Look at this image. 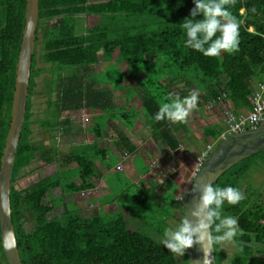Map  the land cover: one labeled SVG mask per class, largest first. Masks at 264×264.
Returning a JSON list of instances; mask_svg holds the SVG:
<instances>
[{
	"label": "trees",
	"instance_id": "obj_1",
	"mask_svg": "<svg viewBox=\"0 0 264 264\" xmlns=\"http://www.w3.org/2000/svg\"><path fill=\"white\" fill-rule=\"evenodd\" d=\"M192 7V0H38L27 104L10 177L11 220L22 264H188L187 249L183 256H177L159 243L164 229L171 226L168 220L176 225L182 219L184 201L173 194L176 181L147 182L143 177L138 182L133 198L144 205L146 218L125 213L131 209L118 201L126 198L124 192L118 198L104 199L106 203H118L114 212L84 217L76 201L69 206L66 201L60 214H48L62 201L61 197H53L54 188H59L60 195L89 190L98 176L94 160H100L106 168L110 159L116 158L106 153L113 151L101 143L104 130L113 127L103 130L99 123L88 126L91 117L84 122V132H92V143H74L70 149L57 145L54 137L63 132L66 138L72 111L84 110L93 117L113 112V120H125L122 124L130 125L126 115L133 108L129 100L137 93L134 84L142 96L137 111L151 137L175 150L180 138L173 132V123L153 119L159 106L173 96L166 88L168 84H181L182 93L188 94L191 89L198 95L202 93L205 102L221 101L234 113L240 108L251 109L250 92L264 80V0H229L226 7L239 22L238 50L222 51L217 57L184 47L179 23ZM24 13L25 0H0V157L10 120ZM78 15L94 18L83 32L77 30ZM38 61L48 67H37ZM106 63H124L125 70H103ZM102 70L103 81L99 75ZM42 72L49 74L42 84L48 116L37 122L50 140L47 144L31 136V98ZM122 75L124 79L120 80ZM123 82L131 94L122 90L126 102L117 115L112 102ZM221 131L216 125L204 127L203 146H214ZM114 138L115 150L125 149L132 154L133 144L126 135L117 131ZM263 162L264 151L258 152L233 165L213 184L236 187L245 197L236 205L223 206L224 215L238 218L243 235L236 238L241 246H233L231 255L219 244L214 245L215 264H264V192L262 188L255 191L240 185L245 173L252 166L254 170L261 167ZM48 164L55 166L52 173L25 187L16 185L18 178ZM134 219L139 229L129 227ZM28 223L31 226L26 228ZM147 230L154 238L145 233ZM212 235H216L214 226ZM0 264H7L1 243Z\"/></svg>",
	"mask_w": 264,
	"mask_h": 264
},
{
	"label": "clouds",
	"instance_id": "obj_2",
	"mask_svg": "<svg viewBox=\"0 0 264 264\" xmlns=\"http://www.w3.org/2000/svg\"><path fill=\"white\" fill-rule=\"evenodd\" d=\"M192 3L194 7L189 10V15L179 23L185 36L184 47L209 57H217L222 51H237L239 22L226 7L229 0H192ZM198 99L195 90L184 97L170 95L168 102L159 106L153 119L157 122H184L197 108ZM187 182L193 184L191 179ZM199 192L198 202L190 212L192 219L184 216L175 226L166 227L159 243L177 256H183L186 249L198 244L203 253L202 264H209L213 245L223 246L227 242L234 247L241 246L236 238L243 235V229L236 216L223 214V206L236 205L245 197L238 188L230 185L214 187L207 183L200 186ZM213 226L216 235H212ZM14 243L13 234L7 232L5 247L14 246Z\"/></svg>",
	"mask_w": 264,
	"mask_h": 264
},
{
	"label": "water",
	"instance_id": "obj_3",
	"mask_svg": "<svg viewBox=\"0 0 264 264\" xmlns=\"http://www.w3.org/2000/svg\"><path fill=\"white\" fill-rule=\"evenodd\" d=\"M38 19V0H25L24 25L15 62V77L10 108V120L0 157V243L7 264H22L9 202L10 177L16 147L20 138L28 97V85ZM264 151V124L231 133L220 139L197 168L184 200L183 215L192 219L190 212L198 202L199 188L214 184L229 168L258 152ZM7 232L13 234L14 246L5 247ZM203 253L198 244L187 249L188 264H202ZM209 264H215V250Z\"/></svg>",
	"mask_w": 264,
	"mask_h": 264
},
{
	"label": "rangeland",
	"instance_id": "obj_4",
	"mask_svg": "<svg viewBox=\"0 0 264 264\" xmlns=\"http://www.w3.org/2000/svg\"><path fill=\"white\" fill-rule=\"evenodd\" d=\"M97 1H101V0H97ZM93 21H94V18L88 19V18H85L84 15H78L77 16V24H76L78 32H83L84 26L86 27L87 23H90ZM36 50L39 51L38 46H37ZM37 67L47 68L48 66H47V64H44V63L38 61ZM115 69H119V70L124 71L125 70V64L120 63V64L116 65V64H112V63H106L105 65H103V70L110 71V70H115ZM103 70L101 71V74L99 73L100 79L102 81H103V76H102ZM125 73H126V71H125ZM48 76H49L48 73L42 72L40 74V76L36 78V82L38 85L35 87V93L32 95V98H31V101H32V108H31L32 119L34 120V123L32 124L33 133L31 136H32L33 140L41 139L45 144L49 143L48 141H50V140L48 139L47 134L43 131V128L39 127V123L37 121L48 116L47 112H44V110L46 108V96L42 92V91H44L42 84L44 83L45 78ZM123 79H124V76L122 75L120 80H123ZM125 82H126V80H125ZM125 82L122 83V86L124 85ZM104 84H106V83H104ZM179 87H182V85L171 83L167 88L170 89L172 91V94L175 96L179 95L181 97H184L190 93L189 92L188 94H186V93H182L180 91L177 92V89ZM123 88L127 91V93L131 94L130 88L128 86L123 87ZM158 90H160V89H158ZM191 91H193V89H191ZM136 92H137L135 94L136 96H138V92H139V94L141 93L140 90H136ZM116 104H120L119 99L116 100ZM138 111H136L134 108H131L129 110V113L126 115V118H127L126 122L130 123L131 127H134L135 125H137L139 123L140 119H142V117H143L141 112H138ZM112 113L113 112H111L110 114H112ZM114 113H116L117 115H120L121 114V108L117 106L115 108ZM91 116H92V114H91ZM89 117H90L89 113L88 112L86 113V111H84V110L72 111L70 116H69L70 124L67 125L68 128L70 127V130H69L68 134L66 135V141H64V139H63V132L57 133L56 137H55L57 145H63L65 147H67L68 149H70L71 148L70 146L73 147L74 143H76L78 145L80 143L89 142L91 137H92L91 136L92 132L91 131L89 132V130H88L89 133L84 132L86 130V128L84 127L85 126L84 121ZM94 119H95V123H99L101 128H103V130H104V127H108L106 124V120L111 121L112 116H109L108 114L102 113L99 116H95ZM189 119L190 118H187V120H189ZM122 121H125V120H122ZM177 123H179V122H175V124H177ZM87 125L92 126L93 125L92 121H89V123H87ZM142 128H144V130H145L144 126ZM186 128L188 130H185V127H183V126H182L183 130L180 128L178 129V130H182V131H179V134L177 132L179 137H181L183 135L182 132H184V131L186 133L190 132V134H192L194 136L193 132L196 133V129L194 128L193 123L192 122H190L189 124L187 123ZM138 132H139V134H141V132L139 130H138ZM130 133H131L132 137H134V135H137V130L134 129V131H131ZM142 134H144V136L147 135L146 131H144V133L142 132ZM200 142H202V139H199V140H197V142H195V144H194L196 146L195 149H197V147L201 144ZM121 148H123V147H121ZM112 151L114 154H116L117 152H119L121 154L120 157L123 158V163H122L123 167H126L129 169V168H131V166L133 164V169L134 170L139 169L140 172H145L146 170H149V168H150V166L148 165L149 162L146 161L140 155L134 156L135 157V162H134L133 161L134 157L131 158V156L128 154V152H126L125 149H121L120 151L113 149ZM91 157L93 160L95 159L93 156H91ZM198 157H200V156H198ZM198 157L196 158L195 165L192 168V173H189V175H188L189 179H192V177L194 176L193 172L195 171L197 161H198ZM115 159L116 158H114V160ZM114 160L110 159V161L108 162L107 167H106V168H108L107 171H102V172H99V170H98L100 168L99 162H97L96 159L94 161L95 162V170L97 173H99L97 178H99L101 180L103 179L104 182L110 186V194H108L107 196L102 195L103 198L105 200H107L111 196H112V198L117 197L118 194L124 192L126 194V196H125L126 198L125 199H118V201H120L119 204L120 205L122 204V206H126V207L128 206V208H130L132 210V211L130 210L131 212L125 211V213L127 215L128 214L131 215L132 217L135 215H139V216H143V218H146L148 213L146 212L144 205L138 203L133 198L135 196L137 190H138V186H140V185L136 182V180L132 179L131 177H128L126 175L125 171H116L115 172V170H114L115 165H113ZM103 167H105V166H103ZM253 167L254 166H252V168L245 173L243 178L240 179V185H241V187H246V185H247V188L255 189V191L258 190L259 188H262V190L264 192V182H263V180H261L262 176L264 178V162L261 163V167H256L255 170ZM54 168H55L54 164H48L46 166H42L36 170H33L29 174H27L21 178H18L16 180V185L18 187H25L28 184H30L32 181H34L35 179L42 177V176H45L48 173L52 172L54 170ZM189 184L190 183H188V185L183 187V191L179 194V196H182V199H180L182 202L186 198V194L188 191L187 186L189 187ZM85 193L86 192H84V194ZM52 194L55 196L59 195L60 194L59 188H54L52 190ZM80 195L81 194H79V195L72 194V195H67V196L63 195V200L64 201L72 200V199L77 200L78 198L81 197ZM116 204H118V203H109L107 205H102L101 208H98L97 206H95L94 208L93 207H87V208L80 210L79 212L84 217L90 216L91 214L98 212V211L99 212H102V211H107V212L113 211L114 212L115 209L117 207H119V205L116 206ZM67 205L69 206L68 203H67ZM60 212H59V207H56L48 214V216L58 215ZM174 213L177 216H180L179 212H174ZM168 223L171 226H175V224H173L174 222H172L171 220H168ZM25 226H26V228H29L31 226V224L28 223ZM129 227L132 229H137V228L139 229V222L134 219V223L133 222L129 223ZM145 228L150 230L147 227H145ZM148 230L145 233L149 234L150 236H152L154 238V234H151L152 232H150ZM155 238H156V236H155ZM219 247L222 250H224L227 253V255H231V253L234 251L233 245L230 243H227V242H225L223 244V246L219 245Z\"/></svg>",
	"mask_w": 264,
	"mask_h": 264
},
{
	"label": "crops",
	"instance_id": "obj_5",
	"mask_svg": "<svg viewBox=\"0 0 264 264\" xmlns=\"http://www.w3.org/2000/svg\"><path fill=\"white\" fill-rule=\"evenodd\" d=\"M179 84V83H176ZM109 85V83L107 84V86ZM169 86V85H168ZM167 86V87H168ZM166 87V88H167ZM134 90H139L138 87L136 85L133 84L132 87ZM181 88V87H179ZM177 89V92L180 91L181 89ZM123 89L119 87L116 89V94H115V98L114 101L112 102L114 107H123L125 105V96L121 93ZM168 91L172 92L170 89L167 88ZM172 94V93H171ZM187 94V93H186ZM200 95H202V93H199V97ZM175 96V95H173ZM141 93L139 94L138 92V96L133 95L132 98H130V104L132 105V107L137 111L140 109L141 106ZM120 100V104H116V100ZM199 102H201V105H197V108L192 110L188 116V118H190L189 120L186 119V122H179L177 124H175V122H172V129L174 134L180 138V145L178 148H176L175 150L170 149L167 145H165L162 141L160 140H156L154 138L151 137L150 132L148 130V126L144 125L143 123V119H140L139 123L137 125H135L134 127H129L130 125H123L122 121L119 122L118 120H106V124H107V129L108 128H112V129H108V130H104V137L101 141L102 146L104 148H108V150H113L115 149V133L121 132L122 134L126 135L130 142L133 144V152L132 154H129L132 158V156H136V155H140L142 156L146 161L149 162V170H146L145 172H140L139 169L134 170L133 169V164L131 166V168H126L123 167V159L120 153H116L114 154L113 152H106V153H110V154H114V156L117 158V160H115L114 165L116 166V164L120 163L122 166V170L120 171H125L126 175L128 177H131L132 179L136 180V182L140 183V181H142L143 177L145 178V181L149 182L148 180H153V181H158V182H162L165 181L167 179L171 180V181H176L177 183V188L173 191V194L176 197H181L179 196V194L183 191V187H185L186 185H188L187 180H189V173H192V168L195 165V161L196 158L199 156L200 151L203 150V143L200 142L201 144L197 147V149H195V142H197V140L201 139V131L203 130L204 127L206 126H210V125H216L217 127L221 128L224 130L225 128V124L223 121V104L221 103V101H207L205 102L204 99H202V97H200L198 99ZM241 111H248L246 109L240 108L238 110V112ZM108 115L110 116L111 114L108 113ZM91 120L92 124L95 123V119L92 116ZM89 117V118H90ZM107 119V118H106ZM110 119V118H109ZM85 122V121H84ZM190 122L193 123L194 128L196 129V133L193 132L194 137L192 134H190V132L186 133L185 131L182 132V136L179 137V131H182V126L185 127V130H188L186 128L187 123L189 124ZM144 125V128H142ZM85 127V126H84ZM42 128V127H41ZM182 129V130H178V129ZM137 130V135H134V137H132L131 135V131ZM138 130L141 132V134H139ZM144 131H146V136H144V134H142V132L144 133ZM178 132V134H177ZM223 131H221L222 133ZM220 133V135H221ZM219 135V137H220ZM92 136V135H91ZM56 137V136H55ZM54 137V138H55ZM132 137V138H131ZM56 141V140H55ZM64 141H66V138H64ZM93 139L91 137L89 142H85V143H92ZM185 142V143H184ZM68 149V148H67ZM97 160V159H96ZM95 161V160H94ZM133 161L135 162V157L133 159ZM97 162H99V166L100 168L97 169L99 170V172L102 171H107L108 168H104L103 165L101 164L100 160H97ZM114 170L115 167H114ZM54 171V170H53ZM52 171V172H53ZM136 171V172H135ZM50 172V173H52ZM116 172V171H115ZM48 173V174H50ZM29 174V173H28ZM47 174V175H48ZM99 174V173H98ZM27 175V174H26ZM25 176V175H24ZM46 176V175H45ZM23 177V176H22ZM261 180H263L264 182V178L262 176ZM262 182V183H263ZM94 183V187L89 189V190H85V191H80V192H76V193H66L64 194V196L67 195H72V194H76L79 195L81 194L80 198H78L77 200H67V202H70L69 205H75L72 202L76 201L79 204V208L80 210L87 208V207H95L97 206L98 208H101L102 205H107L109 203H106L107 201L104 200L102 195H108L110 194V186L107 185L104 180L99 179V178H95L93 180ZM148 183L145 182V185H147ZM144 185V186H145ZM143 186V187H144ZM187 188H189L187 186ZM144 189H146L144 187ZM60 191V190H59ZM84 192H86L84 194ZM53 197H61L62 201H60L61 203L58 204L56 207H59V212L62 210L63 208V204L64 201L63 200V195H57V196H53ZM112 203H116V201H113ZM117 206V204H116ZM55 207V208H56ZM96 207V208H97ZM118 209V207L115 209V211ZM99 212V211H98ZM103 212H107V211H102L99 213H103ZM110 212V211H108ZM61 213V212H60ZM59 213V214H60Z\"/></svg>",
	"mask_w": 264,
	"mask_h": 264
},
{
	"label": "built area",
	"instance_id": "obj_6",
	"mask_svg": "<svg viewBox=\"0 0 264 264\" xmlns=\"http://www.w3.org/2000/svg\"><path fill=\"white\" fill-rule=\"evenodd\" d=\"M249 100L251 109L248 111L234 113L227 107L223 108V121L225 128L219 137L220 139L231 133L264 124V80L254 85L253 90L250 92ZM212 147L213 143L205 145L204 149L199 154L200 157H198L196 168L202 163ZM115 168L120 170L122 169V166L118 163Z\"/></svg>",
	"mask_w": 264,
	"mask_h": 264
}]
</instances>
